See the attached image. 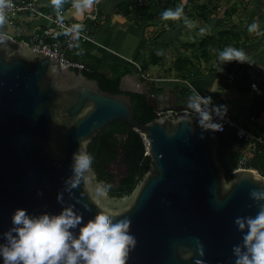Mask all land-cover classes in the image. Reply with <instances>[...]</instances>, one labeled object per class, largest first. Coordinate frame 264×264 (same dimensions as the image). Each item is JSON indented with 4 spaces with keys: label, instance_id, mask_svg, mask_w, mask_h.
Here are the masks:
<instances>
[{
    "label": "water",
    "instance_id": "obj_1",
    "mask_svg": "<svg viewBox=\"0 0 264 264\" xmlns=\"http://www.w3.org/2000/svg\"><path fill=\"white\" fill-rule=\"evenodd\" d=\"M2 26L0 243L5 242L2 234L12 227L16 209L59 214L62 207L75 205L85 223L99 210L117 220H131L130 234L137 245L127 264H196L197 260L234 264L233 246L242 243L234 221L258 212L259 204L250 193L264 189V172L239 170L227 181L218 160V132L198 126L197 113L187 107L183 95H177L179 102L174 104L159 96V106H153L147 96L154 95L152 89L132 91L126 84L129 75L121 79L119 94L103 91L81 68L61 66L51 56L13 41L6 24ZM128 93L144 95L157 117L144 124L134 121ZM113 120L122 121L144 140L147 172L123 197L108 192L97 197L94 170L90 185L66 191L64 181L71 175V157L79 140L90 143ZM61 193L63 205L57 201Z\"/></svg>",
    "mask_w": 264,
    "mask_h": 264
},
{
    "label": "crops",
    "instance_id": "obj_2",
    "mask_svg": "<svg viewBox=\"0 0 264 264\" xmlns=\"http://www.w3.org/2000/svg\"><path fill=\"white\" fill-rule=\"evenodd\" d=\"M34 1L41 10L58 14L51 0ZM139 1L149 3V7H143L137 13L133 7ZM189 1L200 3L197 0H185V3L177 0L178 4H174L173 0H96L90 9L81 13L73 7L74 0H65L59 15L75 21L97 11L98 18L103 17L104 23L94 28V41L79 43L75 50L97 64L120 61L128 65L132 70L126 79L129 89L136 92L152 89L154 97L150 98L155 100L156 106L160 104L159 96H162L161 101L168 100V104H174L179 102L177 95H183L189 101L198 93L210 96L217 106L225 105L227 113L233 117L240 120L246 117L245 121H248V126L254 131L264 129V34L248 37V40L243 35L244 45L239 49L247 54L251 64H224L218 58L220 47L217 45L212 48L207 60L206 56L202 57L198 49L190 44L199 41L198 33L201 38L208 35L207 29L211 31L209 35H213L218 29H210L212 16L204 20ZM178 6L184 9V15L180 19L183 21L161 19L164 10ZM127 10L130 12L127 15L122 13ZM193 14L200 20L197 21L199 29L193 26L192 20L196 21ZM184 17L192 19H187L191 22V27L185 23ZM41 24L43 23L35 22V26ZM0 28L3 26L0 25ZM31 29V25L27 26L26 32L29 33ZM28 33L24 35V40H27ZM154 54L157 57L152 59ZM159 56L163 60L159 61ZM179 59L186 61V66L192 67V71H198L194 74L186 70L181 72ZM137 66L141 68V72ZM152 68L154 71H151ZM142 74L158 80L143 79ZM164 90L167 95H161ZM170 91L175 95L169 94ZM231 133L228 131L227 135Z\"/></svg>",
    "mask_w": 264,
    "mask_h": 264
},
{
    "label": "clouds",
    "instance_id": "obj_3",
    "mask_svg": "<svg viewBox=\"0 0 264 264\" xmlns=\"http://www.w3.org/2000/svg\"><path fill=\"white\" fill-rule=\"evenodd\" d=\"M95 2L74 0L73 7L82 13ZM51 3L59 15L65 0H51ZM9 6L10 0H0V25L5 23L4 9ZM183 15V7L178 6L164 10L161 19L180 20ZM184 19L191 27V22L186 17ZM81 28L82 25H74L64 34L75 32L78 38ZM248 31L258 34L259 25L252 23ZM2 42L3 37H0ZM218 58L224 64H251L247 54L234 47L224 48L218 53ZM187 107L197 113V123L202 130L213 133L224 130L222 121L228 111L225 105L217 106L210 96L197 93L189 99ZM88 143L87 139H80L78 150L72 154L71 175L64 181L66 191L71 192L82 183L91 184L94 157L84 150ZM110 187L104 182L96 183V196L102 197ZM250 196L259 204V210L255 216L237 217L234 221L242 234V243L234 245L232 249L234 264H264V203H261L264 202V189L253 190ZM57 201L63 205L62 193L57 195ZM83 207L88 209L87 204ZM11 223L12 227L2 234L5 242L0 243L3 264H127L130 252L137 245L136 238L130 234L131 220H117L107 210H99L85 223L83 214L76 210L75 205L62 207L59 214L44 212L36 215L18 208L12 215ZM196 243L203 255V246L199 241ZM196 264H202V261L197 260Z\"/></svg>",
    "mask_w": 264,
    "mask_h": 264
},
{
    "label": "trees",
    "instance_id": "obj_4",
    "mask_svg": "<svg viewBox=\"0 0 264 264\" xmlns=\"http://www.w3.org/2000/svg\"><path fill=\"white\" fill-rule=\"evenodd\" d=\"M222 0H208L206 4L202 3H189L193 4L196 13L204 20L218 12V4ZM256 0H246L243 3L244 11L254 9ZM264 6V0H257ZM179 2V1H178ZM177 0H173L174 4H178ZM144 2L141 7L133 8L135 12L139 13V10L143 7H149V3ZM187 4V2H186ZM231 7L224 11L223 16H227L226 22H229L232 17V13H236V3H231ZM186 7V6H185ZM232 10V11H231ZM264 10V9H263ZM258 14L259 22L264 21V11ZM122 12V11H121ZM127 15L129 10L123 11ZM139 16V15H138ZM242 21V20H241ZM213 29H218L213 35L202 36L199 41L195 44H190L198 49L199 54L203 57L206 56L209 60L211 56V50L214 46H219V51H222L226 47L241 48L243 43V34L236 32L240 29L238 24L233 23L230 28L213 25ZM259 33H262L259 31ZM69 57L81 61L85 65V69L81 72L90 79H94L98 82L99 87L106 92L111 94H119V84L121 79L129 75L132 70L123 62L112 61L110 63L97 64L94 60H90L85 56L79 55L76 50L67 53ZM157 57L155 54L152 59ZM160 58V59H159ZM158 60H163L161 56ZM181 62L180 71L186 70L188 73L194 74L196 70L192 67L186 66V61L179 59ZM78 70V69H76ZM105 70L107 74H105ZM143 70V69H142ZM132 100L134 110V121L141 124L148 123L157 117V113L148 107L146 97L138 93H128ZM248 126V121L246 122ZM219 134V133H218ZM219 134V147H218V160L225 168V176L227 181L232 178L231 172L237 166L239 156L236 155L234 149L236 147V136L235 133L227 135V132ZM87 152L94 157L92 168L95 172L96 178L99 182H104L111 185L107 191L110 196L123 197L132 193L138 182L142 179L143 175L149 168V158L146 154V144L142 137L128 125L120 120H113L111 123L106 125L87 146ZM121 162L123 166V172L121 174H112L110 172L111 165L115 162ZM249 165L256 168L260 173L264 172V157L260 155L254 156L250 161Z\"/></svg>",
    "mask_w": 264,
    "mask_h": 264
},
{
    "label": "built area",
    "instance_id": "obj_5",
    "mask_svg": "<svg viewBox=\"0 0 264 264\" xmlns=\"http://www.w3.org/2000/svg\"><path fill=\"white\" fill-rule=\"evenodd\" d=\"M143 3V1H139L135 7H141ZM4 15L6 27L11 30L8 35L13 41L26 43L31 49L51 56L58 60L61 66L70 65L81 69H85V65L79 60L70 58L67 53L75 50L79 43L93 42L94 28L98 24L104 23L103 17L98 18L97 11L86 14L80 20H67L58 14L41 10L34 0H10V6L4 9ZM35 22L43 24L35 26ZM29 25L32 29L28 33L26 27ZM74 25H82L78 38H76L75 32L64 34ZM26 33H28L27 40H24ZM137 67L141 72V68ZM141 76L149 81L158 80L145 74ZM245 120L246 117L244 120H240L227 113L225 120L222 121L224 130L218 133L234 132L237 139L235 149L239 159L231 173L239 170L260 173L249 165V161L256 155L264 157V129L254 131L250 126H247Z\"/></svg>",
    "mask_w": 264,
    "mask_h": 264
},
{
    "label": "rangeland",
    "instance_id": "obj_6",
    "mask_svg": "<svg viewBox=\"0 0 264 264\" xmlns=\"http://www.w3.org/2000/svg\"><path fill=\"white\" fill-rule=\"evenodd\" d=\"M245 1L246 0H222L218 4V12L211 15L212 16L210 18L211 19V25H209V28L211 29V27H214L212 24V23H214L215 25L217 24V26H220L222 28L225 27L226 29H228L231 27V25L233 23H236V24H238V27H241L240 29L236 30V32L241 33V31H242V33H244L247 36V38H245V39L248 40V37H252V36L260 34L259 32L257 34V33H250L248 31L249 26L255 22L259 25V31H261L264 34V21L259 22V19H258V14L264 9V6H262L263 2L260 4L259 1H257V0L255 1V6H253V7H256V11H254V9H249L247 11H244L242 9L244 6L243 3ZM183 2L185 3V0H183ZM196 2H200L199 4H201V3H205L207 1L206 0H197ZM234 2L236 3L237 12L236 13L233 12L231 20L229 22H226L228 17L223 16L224 11L228 10L232 5L231 3H234ZM185 9H186V7H185ZM195 17H196V21H193L190 18H187V19H189V21L192 20L193 26H197V28L199 29L200 25L198 24V22H200V20L197 16H195ZM179 21H183V19L179 20ZM8 30H9V33H11L10 28H8ZM206 33L210 34L211 31L207 29ZM197 38L200 39L199 33L197 34ZM188 53H190V52H188ZM151 71H154V69L152 68ZM110 169L115 175L121 174V172H123L122 163L120 161L116 162L113 165H111Z\"/></svg>",
    "mask_w": 264,
    "mask_h": 264
},
{
    "label": "flooded vegetation",
    "instance_id": "obj_7",
    "mask_svg": "<svg viewBox=\"0 0 264 264\" xmlns=\"http://www.w3.org/2000/svg\"><path fill=\"white\" fill-rule=\"evenodd\" d=\"M149 90H150V89H149ZM149 90H147V92H148ZM147 96H148V97H151V96L154 97V95H152V94H150V93H148ZM150 104L153 105V106H156V105H157V103H156L155 100H153V99L150 100ZM114 163H115V162H114ZM114 163H113V164H114ZM113 164H112V165H113ZM110 172H111L112 174H114V173L111 171V169H110Z\"/></svg>",
    "mask_w": 264,
    "mask_h": 264
}]
</instances>
